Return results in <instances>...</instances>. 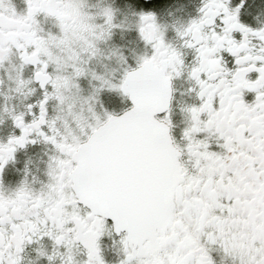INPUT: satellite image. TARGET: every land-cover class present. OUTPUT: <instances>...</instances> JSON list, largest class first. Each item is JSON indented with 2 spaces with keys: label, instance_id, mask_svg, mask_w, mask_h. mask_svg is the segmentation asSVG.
Instances as JSON below:
<instances>
[{
  "label": "snow or ice",
  "instance_id": "obj_1",
  "mask_svg": "<svg viewBox=\"0 0 264 264\" xmlns=\"http://www.w3.org/2000/svg\"><path fill=\"white\" fill-rule=\"evenodd\" d=\"M165 3L0 0V264H264V0Z\"/></svg>",
  "mask_w": 264,
  "mask_h": 264
},
{
  "label": "clouds",
  "instance_id": "obj_2",
  "mask_svg": "<svg viewBox=\"0 0 264 264\" xmlns=\"http://www.w3.org/2000/svg\"><path fill=\"white\" fill-rule=\"evenodd\" d=\"M14 2L19 7L21 0H14ZM110 2L113 3L118 8H126L129 6V3L127 2V0H123V3H118L117 0H110ZM194 4H195V0H167V2L165 3V10L171 11L176 16H182V15L186 14ZM262 19H264V17H262ZM121 46L125 49V51L128 50L129 45L127 42V38L125 39V41L122 43ZM128 54L131 55L130 52ZM186 86H187V81L178 80L176 82V88H175V91H176V97H175V99H176V112L174 113V115H175V127L177 129L182 128L185 125V122L187 119L186 116L179 111L180 107L182 105L187 104L188 99H189L186 95ZM7 87H8V84H7V82H5V84H4L5 90L7 89ZM16 104H17V106H19L21 104V101L19 99H17ZM30 155H31L32 160H33L32 175H38L37 169H38V162L40 160V152L38 151L36 153H31ZM27 159H28V157L25 156L23 158V160L19 162L20 166L13 169V172H14L16 177H22L23 166H24V163ZM31 190L32 189H31V185H30V191Z\"/></svg>",
  "mask_w": 264,
  "mask_h": 264
},
{
  "label": "flooded vegetation",
  "instance_id": "obj_3",
  "mask_svg": "<svg viewBox=\"0 0 264 264\" xmlns=\"http://www.w3.org/2000/svg\"><path fill=\"white\" fill-rule=\"evenodd\" d=\"M165 2H167V0H165ZM23 156H21L20 157V161H22L23 160ZM20 165L18 164L17 165V167H19ZM10 177L13 179V180H15L17 177L15 176V174H14V172L12 171L11 173H10Z\"/></svg>",
  "mask_w": 264,
  "mask_h": 264
},
{
  "label": "rangeland",
  "instance_id": "obj_4",
  "mask_svg": "<svg viewBox=\"0 0 264 264\" xmlns=\"http://www.w3.org/2000/svg\"><path fill=\"white\" fill-rule=\"evenodd\" d=\"M118 3H123V0H117ZM128 3L134 2V0H127Z\"/></svg>",
  "mask_w": 264,
  "mask_h": 264
}]
</instances>
